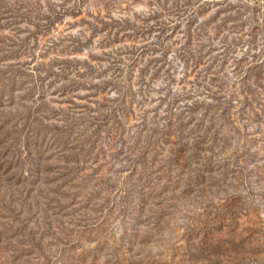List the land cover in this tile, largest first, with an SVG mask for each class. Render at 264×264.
I'll list each match as a JSON object with an SVG mask.
<instances>
[{
  "label": "rangeland",
  "instance_id": "obj_1",
  "mask_svg": "<svg viewBox=\"0 0 264 264\" xmlns=\"http://www.w3.org/2000/svg\"><path fill=\"white\" fill-rule=\"evenodd\" d=\"M0 264H264V0H0Z\"/></svg>",
  "mask_w": 264,
  "mask_h": 264
}]
</instances>
